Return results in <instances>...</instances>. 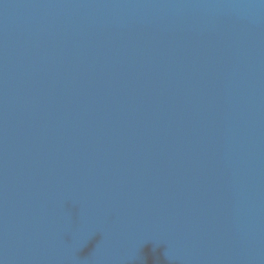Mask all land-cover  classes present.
<instances>
[{"label":"water","instance_id":"1","mask_svg":"<svg viewBox=\"0 0 264 264\" xmlns=\"http://www.w3.org/2000/svg\"><path fill=\"white\" fill-rule=\"evenodd\" d=\"M0 264H264V0H0Z\"/></svg>","mask_w":264,"mask_h":264}]
</instances>
